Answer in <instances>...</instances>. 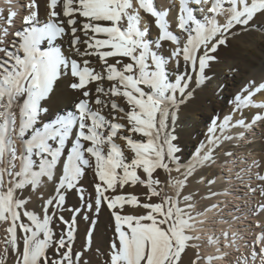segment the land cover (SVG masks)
<instances>
[{"label": "snow or ice", "instance_id": "snow-or-ice-1", "mask_svg": "<svg viewBox=\"0 0 264 264\" xmlns=\"http://www.w3.org/2000/svg\"><path fill=\"white\" fill-rule=\"evenodd\" d=\"M44 6L42 20L39 0H29L21 27L10 32L17 16L10 11L0 30V264H90L87 254L102 212L112 224L105 249L96 248L103 264H264V174L258 160L231 161L244 165L234 179L246 194L259 195L251 216L261 235L250 243H240L229 221L212 219L220 214L219 203L198 208L199 193L183 191L193 179L206 180L197 173L216 164L225 143L243 140L247 130L264 123V81L250 79L233 95L232 112L211 120L191 163L179 159L175 134L180 111L207 86L230 38L264 21V0H178L165 10L155 0H44ZM173 8L178 31L170 27ZM141 12L154 18V37ZM64 40L67 54L57 46ZM114 98H123L127 109ZM69 103L73 110L64 112ZM109 105L111 119L102 114ZM253 109L260 112L249 120L245 110ZM236 129L241 131L233 134ZM118 135L130 159L115 142ZM215 183L206 180L209 191L202 199L229 194L212 191ZM137 184L147 189L145 201L118 194V188ZM34 200L39 211L29 208ZM217 222L229 223V229L216 235ZM82 224L83 243L76 250ZM209 246L214 253L204 252Z\"/></svg>", "mask_w": 264, "mask_h": 264}, {"label": "bare ground", "instance_id": "bare-ground-1", "mask_svg": "<svg viewBox=\"0 0 264 264\" xmlns=\"http://www.w3.org/2000/svg\"><path fill=\"white\" fill-rule=\"evenodd\" d=\"M167 1L168 0H165V2ZM174 1H176V3L178 2V0H174ZM18 2H19L18 0H10V2L9 0H0V10L2 9L9 12L15 11L17 13L15 20L19 21L21 9H20V4ZM176 12H177L176 8H174L173 12L172 11L170 12L169 19H170V24H172L171 26L172 30L175 29L174 28L175 22L172 20V18L176 16ZM141 16H142V23L144 25L149 26L151 37L155 36L158 30L154 27V19L143 12H141ZM253 28L255 29L254 31L247 32L235 38H230L229 46L227 48H224L219 53L220 63L217 65L216 69L212 73V78L208 82L207 86L204 87L202 90H198L191 99V101L186 106L183 107L182 111H180L178 122H180V126H183V128L178 130L176 128L178 124L177 122V124L175 125V134H178V136L182 139V141H184L185 145L192 146V140L194 138L193 136L198 137L199 134H203L204 131H207V127L203 126L202 124L213 116L214 112L211 110L212 106L216 110L224 109L228 111L229 108H227V106L222 107L223 103L225 102L224 101L225 95H228L231 98H233V95L237 93L238 90H240L250 79H255L257 81H264V21H257V23L253 25ZM57 46L61 47L62 51H64L67 54L69 47L67 40L58 41ZM41 47L42 50L46 49L47 48L46 43L43 44ZM86 58L94 61L93 66L96 69L99 70L101 68V65L98 62H96V58H90V57H86ZM221 66H224L225 70H227L229 67L232 68V71L229 72L228 76L221 73ZM213 78L216 79V82L220 84L219 86L223 85L225 87L226 89L225 92H220L215 86H211V81L213 82L212 80ZM101 83H103L105 87H108L110 82L103 81ZM89 87L94 90L95 84H91L89 85ZM207 95L210 96L212 102V105L210 106H207L205 103ZM114 99H116L117 103L121 107H124L122 105L123 103L122 98H114ZM256 102H258L257 99ZM71 107L72 105L69 103L63 108V111L64 112L71 111ZM93 107L95 108L99 106L93 105ZM230 109L231 110L228 111V113L232 112V106L230 107ZM109 111H110V105L108 109L103 110L102 114H104L107 118L111 119V117L108 115ZM258 112H260V110H256V109L245 110L244 115L250 120L251 117L257 114ZM115 115L119 116L122 114L116 113ZM193 117L196 118L199 117V121H198L199 123L198 122L195 123V121L193 122L194 119ZM119 121L121 122L123 120L118 119L117 121L114 122H119ZM186 125L188 126L185 129ZM239 131L241 130L236 129L233 131V134H236ZM115 142L117 143V140H115ZM230 143H233V145L235 143L244 145L245 138L241 141H233ZM256 147H258V145H256ZM226 151H230V150L226 148ZM125 154L127 157H129V159L132 156V153L129 151ZM256 156L257 155H254V157H250L251 160L249 161L254 160ZM225 160H227V156L226 158L225 157L220 158V162H223ZM239 166L244 167V165H239ZM229 169H232V171L230 172ZM234 171H235V167L231 163V159H230L229 161H227L224 169V173L227 178L226 181L219 184L215 183L214 185L211 186V190L217 192H222L225 189H227L229 192L228 195H219L211 201L204 200L201 197L205 196L208 193L209 188L206 186V184L202 185L201 183H197L196 179H193L190 185L186 187L183 191L186 193L192 191L199 193V196L197 197L198 208H202L205 204H209V203H219L221 209L220 214L216 215L212 219L214 221H220L221 219L225 221H229L231 223L230 231H239V234L242 238L240 243L241 244H244L245 242L250 243L256 236L261 235V233L259 232L258 229L254 228L255 230L251 235V230L253 229L252 222H250V220H245V219L246 217L251 216V214L250 215L248 214L251 213L250 210L254 207V202L259 200V197L257 196L248 197L245 192L237 193L236 191L231 190L232 187L234 188L238 187L237 185H235V182H232L230 180L232 177H234L233 175ZM217 174L218 173H215V171L211 172L210 169L208 168L206 170H200L197 173V178L199 175H204V176L207 175L209 179H213ZM174 176H176V174ZM217 181L218 180H216V182ZM84 182L85 184H88L90 188V178L86 177ZM144 191L145 189L143 187L139 189V187H135L132 185L125 186L123 190H120L118 188V194L137 195L138 192H142V194H144ZM125 210L126 211L131 210L130 206L126 205ZM134 211L139 213L142 212L143 210L137 208ZM234 217H239L240 219L234 220ZM99 221L100 223H103L105 227L111 231V235H112V224L110 223L107 212H102V214L99 217ZM212 226L216 230V235H220V232L222 230L229 229V223L217 222L214 223ZM82 227L83 226L81 225L80 236H82ZM108 239L105 238L104 236H101L96 231L95 239L92 246H94L97 243L106 244ZM214 251L215 249L212 248L211 246L206 247L204 249V252L206 254L214 253ZM241 251H244L243 247L241 248ZM87 255L90 258L91 255L90 254Z\"/></svg>", "mask_w": 264, "mask_h": 264}, {"label": "rangeland", "instance_id": "rangeland-1", "mask_svg": "<svg viewBox=\"0 0 264 264\" xmlns=\"http://www.w3.org/2000/svg\"><path fill=\"white\" fill-rule=\"evenodd\" d=\"M19 4H20V9H21V12H20V20H14V28H12L10 30L11 31H14L16 29H19L21 27V21H22V17L25 13V9L23 7L24 4L28 3L29 0H18ZM155 4L156 6L158 7L159 10H164V9H167V8H170L172 7V5H178V2L176 3V1H172V0H168L167 2H165V0H155ZM162 4V5H161ZM174 11V8L172 9V12ZM39 13H40V18L43 20L44 19V16H45V6H44V0H39ZM9 14V11H6V10H0V30L3 29V27H6V18ZM177 14V12H176ZM199 15V14H198ZM22 16V17H21ZM154 19V18H153ZM172 26V24H170V27ZM174 28H175V25H174ZM174 31H178L176 29H173ZM150 37H151V32H150ZM154 37V36H153ZM13 37L10 35L7 39L8 40H11ZM3 54H0V56H2ZM221 73L225 74L226 76H228L229 72L227 70H225V67L224 66H221ZM213 82L211 81V86H215L220 92H225L226 89L223 85L219 86L220 84L216 82V79H212ZM123 100V98H122ZM224 103L222 105V107H226L229 108L228 111H230V107L232 106V98L228 95H225V99H224ZM258 102H261L257 99ZM206 105L207 106H210L212 105V102H211V99H210V96L207 95V98H206ZM122 105L124 106L125 109H127V106H126V101L123 100V103ZM71 110L72 107H71ZM211 110L214 112L213 116L211 118H209V120L205 121L202 125L203 126H206L207 127V130H208V127L210 125V122L213 118L219 116L220 119H222L225 115H228L230 113H228V111L226 110H216L213 106L211 107ZM193 122L195 121L198 122L199 121V117H193ZM124 121V120H123ZM119 121L120 123H125V121ZM178 122V120H177ZM199 123V122H198ZM177 124V123H176ZM179 124V125H178ZM176 128L178 130H180L181 128H183V126H180V122H178ZM188 125L185 126V129L187 128ZM124 135H128L127 132H124L123 133ZM205 134V135H204ZM207 131H204L203 134H199L198 137H195L193 136V140H192V146H187L185 145L184 141H182V139L177 135L178 137V140H177V143H179L182 151H181V154L179 156V159L186 165V164H189L192 162V159H193V154L195 152V149L196 147L198 146L199 142L201 141H204L206 139V136H207ZM133 138L135 139H139L138 136H136L135 134H133ZM117 140V143L118 145L121 146V148L126 151L125 153L128 152L127 148H126V142L124 140H121L119 139V135L118 137L116 138ZM120 140V141H119ZM120 142V143H119ZM183 143V144H182ZM256 145H258V147H256ZM226 148L230 151H232L234 153V156L233 157H227V160L223 161V162H220V158L222 157H225L223 155V151H226ZM257 148V150H256ZM130 152V151H129ZM254 155H257L255 157L254 160H258L261 164V168L258 169V171H260L262 174H264V123H260L258 122L255 126H253L251 129L247 130L246 131V134H245V144L244 145H241L239 143H235L233 145V143H225L223 146H222V150H218V158H217V162L215 165H213L210 169L211 172H214L215 173H218L214 178L215 180H218L216 182V184H219V183H222L224 181H226V175L224 173V169H225V165L227 163V161H229L231 159V161L233 159H236V158H239V157H243L245 159H247L248 161L251 160L250 157H254ZM250 162V161H249ZM235 171L233 172V175L235 176V172L237 170H239L238 168L240 167L239 165H235ZM208 168H205V169H202V170H206ZM176 174V176L178 175L177 173H173L172 175L174 176ZM159 176V178L161 180L164 179V176L166 174H164L162 172V170H159L158 171V174H156ZM206 176V180L209 179V177ZM206 180L204 182H202L201 184L204 185L206 184ZM232 182H235V185H237L238 187H232V191H236L237 193H242V192H245L247 193V189L239 184L235 179L234 177H232L230 179ZM252 186H256L255 182H253V185ZM135 187H139V189L143 186L137 184ZM145 189L144 191V194L146 193L147 189L145 187H143ZM169 195H172L173 194V190L169 187L167 189ZM234 193V192H233ZM142 194V192H138L137 195L139 198H141L140 200L141 201H145L146 200V196ZM247 195V194H246ZM248 196V195H247ZM257 197H259L258 193L256 194ZM250 197V196H248ZM254 197V196H253ZM74 202V201H73ZM153 202H157V199L154 198L153 199ZM258 200L254 202V207L256 206ZM39 206H40V202L38 200H34L30 205H29V208H33L35 207L37 211H39ZM251 211V210H250ZM251 213H249L248 215H250ZM66 215H68V213H66ZM245 220H250V222H252V227L255 223V220L252 218V216L250 217H246ZM100 221L97 223V227H96V231L97 233H99L101 236H104L105 238H109L110 235H111V231L109 229H107L105 227V225L103 223H100ZM104 226H103V225ZM82 236L78 237V240L76 242V245H75V249L76 250H79L82 243H83V233L85 231V225L82 224ZM55 229L57 232L60 231V228H61V225L60 224H56L55 226ZM251 227V228H252ZM254 227L253 229L251 230V235L252 233L254 232ZM250 235V236H251ZM5 236V229L3 226H0V240H3ZM0 247H3V245H0ZM97 247H100L101 249V252H103V250L105 249L106 247V244H102V243H97L95 244L94 246H92V251L89 252L88 254H90V258L88 257V259L90 260V264H103V260H104V256L99 254V253H96V248ZM192 255L191 252H189V257ZM10 264V262H9Z\"/></svg>", "mask_w": 264, "mask_h": 264}]
</instances>
